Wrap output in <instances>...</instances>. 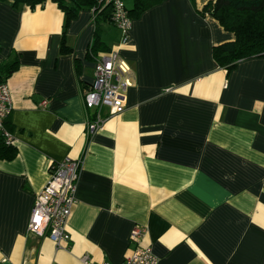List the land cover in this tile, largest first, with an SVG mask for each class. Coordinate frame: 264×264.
<instances>
[{
    "label": "crops",
    "instance_id": "obj_1",
    "mask_svg": "<svg viewBox=\"0 0 264 264\" xmlns=\"http://www.w3.org/2000/svg\"><path fill=\"white\" fill-rule=\"evenodd\" d=\"M209 1L162 0L125 40L101 21L104 45L134 74L123 111L92 133V10L69 20L72 52L61 53L56 3L0 1V64L17 62L5 79L17 153L0 159V264H119L134 226L158 264H264V56L220 66L213 47L234 34L202 13ZM66 158L80 168L58 247L27 225L50 165Z\"/></svg>",
    "mask_w": 264,
    "mask_h": 264
},
{
    "label": "built area",
    "instance_id": "obj_2",
    "mask_svg": "<svg viewBox=\"0 0 264 264\" xmlns=\"http://www.w3.org/2000/svg\"><path fill=\"white\" fill-rule=\"evenodd\" d=\"M100 4L111 5V20L126 38L131 19L123 0H98ZM133 68L121 59L117 51L102 53L95 59L94 78L85 90V107L92 110L87 120V132H94L104 120L123 111L125 93L133 85ZM46 100L42 101V105ZM12 106L11 95L6 81H0V132L6 142L12 143L13 137L5 128V119ZM103 109L107 110L104 114ZM80 161L66 158L53 162L49 167V177L34 198L28 220V230L39 235L46 234L56 246H67L70 235L66 224L75 202ZM146 228L134 226L129 234L133 244L131 253L119 264H158V257L151 248L141 244ZM84 264H111L103 261L92 263L88 256L82 257Z\"/></svg>",
    "mask_w": 264,
    "mask_h": 264
},
{
    "label": "trees",
    "instance_id": "obj_3",
    "mask_svg": "<svg viewBox=\"0 0 264 264\" xmlns=\"http://www.w3.org/2000/svg\"><path fill=\"white\" fill-rule=\"evenodd\" d=\"M4 1V0H0ZM14 7L20 4L34 8L43 5L47 0H11ZM64 13V24L60 43L61 53H70L72 48L65 43V28L70 19L76 17L81 10H92L94 34L88 47V56L96 59L102 53L111 52L102 40L101 21L111 20V5H103L98 0H50ZM124 1V0H123ZM162 0H133L131 8H127L130 19L138 17L144 10ZM202 13L210 14L224 30L232 32L234 39L213 47V57L226 70L233 68L239 59L264 56V0H212L203 8ZM17 62L0 64V81L16 68ZM7 118V117H6ZM5 128L9 131L7 119ZM17 153L12 143L6 142L0 132V159H12Z\"/></svg>",
    "mask_w": 264,
    "mask_h": 264
},
{
    "label": "rangeland",
    "instance_id": "obj_4",
    "mask_svg": "<svg viewBox=\"0 0 264 264\" xmlns=\"http://www.w3.org/2000/svg\"><path fill=\"white\" fill-rule=\"evenodd\" d=\"M124 3L126 5L127 8H131L132 5H133V0H124ZM107 26H109L110 29L114 28L113 25H109V24H106Z\"/></svg>",
    "mask_w": 264,
    "mask_h": 264
}]
</instances>
